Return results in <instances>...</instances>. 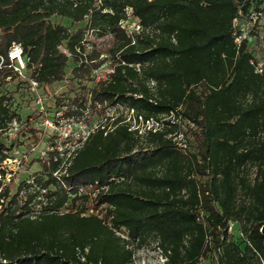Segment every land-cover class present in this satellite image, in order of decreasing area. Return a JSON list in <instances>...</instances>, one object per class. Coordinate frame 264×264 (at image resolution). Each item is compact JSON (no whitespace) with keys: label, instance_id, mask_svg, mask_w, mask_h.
Segmentation results:
<instances>
[{"label":"trees","instance_id":"16d2710c","mask_svg":"<svg viewBox=\"0 0 264 264\" xmlns=\"http://www.w3.org/2000/svg\"><path fill=\"white\" fill-rule=\"evenodd\" d=\"M263 2L0 0V264H132L149 239L166 264H264V72L251 62L264 27L240 45L234 35L240 11ZM66 79L56 111L104 120L13 184L5 162L21 142L9 131L41 130L16 93ZM131 109L152 127H134Z\"/></svg>","mask_w":264,"mask_h":264},{"label":"rangeland","instance_id":"374dc122","mask_svg":"<svg viewBox=\"0 0 264 264\" xmlns=\"http://www.w3.org/2000/svg\"><path fill=\"white\" fill-rule=\"evenodd\" d=\"M53 19L56 22H61L68 26L70 25V21L66 19L60 17ZM89 39L102 49L104 46H108L107 38H97L95 35H90L89 33ZM249 39L251 40L252 38L249 37ZM90 43L89 45L91 47ZM103 56H105V54ZM110 69L111 66L109 62H107L101 71L106 75ZM72 87H74L73 81L71 79H66L63 82L47 86L31 85L29 87H24L20 92L16 93L15 101L20 107L23 115H28V117L31 118L29 119L30 124L41 130L37 133L38 138L29 136L31 132L28 131L27 134H22L20 123L15 122L13 128L9 131V135L6 138L8 142H21L16 147L18 151L15 150L13 156L5 162L9 171L7 177L8 179L13 177L14 180H11L13 184L17 183L20 179L31 180L32 174L41 169L44 159L42 160L40 157L43 158L42 152L47 150L50 146L47 138L52 131L46 124V118H51L55 115H62V112L56 111V98L71 92ZM123 110V107H120L119 109L115 108L110 110L108 115H116L123 112ZM103 120L104 118L100 115H94L90 121L85 119H73L70 120L71 124L70 127H68V130L76 135H81L80 137L83 138L84 135H87L89 130L96 128ZM79 142L80 140H76L74 142H67L66 144V142L60 141L61 147L64 151H73ZM100 211V208H93L90 210V212ZM233 231L235 232V229ZM236 233L238 235L240 234L238 230H236ZM166 260V256L162 253L161 249L158 248L154 239H149L146 243L136 249L135 258L132 264H166ZM200 264H214V262H212L211 259H208L202 261Z\"/></svg>","mask_w":264,"mask_h":264},{"label":"built area","instance_id":"2783aa9c","mask_svg":"<svg viewBox=\"0 0 264 264\" xmlns=\"http://www.w3.org/2000/svg\"><path fill=\"white\" fill-rule=\"evenodd\" d=\"M244 14L242 10L240 11V17L236 18L234 20V26H235V41L237 42L238 45L241 44L242 40L247 37H257L256 34H253L256 32L258 29H262L264 27V2L260 5V8H251L249 13L243 17ZM123 25L129 30V32L134 31H139L141 29V24L139 21L136 19L133 20L131 23L129 22H123ZM260 37H263V33L260 34ZM10 57L16 62V70L20 73L23 74V72L26 69V59L23 55V49L20 45L14 43L13 47L10 51ZM251 62L255 66V71L259 73L264 72V57L261 52H256L255 56L251 59ZM112 69H110L111 71ZM102 77H105V75L102 73V71H98L97 73V79H101ZM32 84L34 86H37L36 81H32ZM139 122L136 119V114L134 109H131L128 112L127 115V120H131L133 122V126L138 128L142 127H152L153 121L152 120H147L146 122L143 121L142 116L138 117ZM73 120L72 118H66L63 115H55L54 117L51 118H46V124L49 128H51V132L56 134V145L52 144L48 147L47 150L42 152L43 158L48 155V152L50 150H53L57 148L59 151H62L64 154V150L61 147V142H74L76 140H80L77 146L80 145L81 140L86 138V136L89 134L90 130L88 131L87 135H84L83 138H81V135H76L75 133H71L70 130H68V127H70L71 121ZM81 138V139H80ZM75 149V148H74ZM73 149V150H74ZM18 151V149H15ZM67 152H72L68 151ZM232 229V225H230V230Z\"/></svg>","mask_w":264,"mask_h":264}]
</instances>
